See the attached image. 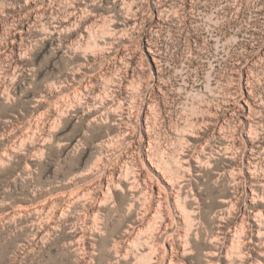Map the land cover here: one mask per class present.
<instances>
[{"label": "rangeland", "instance_id": "374dc122", "mask_svg": "<svg viewBox=\"0 0 264 264\" xmlns=\"http://www.w3.org/2000/svg\"><path fill=\"white\" fill-rule=\"evenodd\" d=\"M0 264H264V0H0Z\"/></svg>", "mask_w": 264, "mask_h": 264}]
</instances>
